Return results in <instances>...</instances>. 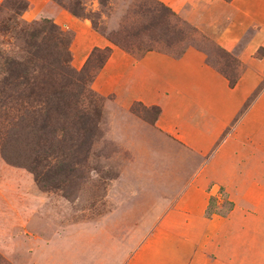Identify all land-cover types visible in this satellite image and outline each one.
<instances>
[{
    "label": "crops",
    "instance_id": "1",
    "mask_svg": "<svg viewBox=\"0 0 264 264\" xmlns=\"http://www.w3.org/2000/svg\"><path fill=\"white\" fill-rule=\"evenodd\" d=\"M159 1L215 35L218 45L247 65L234 87L195 47L178 57L152 50L135 58L57 4L28 0L26 14L47 17L73 31L76 68L93 47H111L94 90L123 111L127 129L162 134L180 149L184 163L189 160L197 168L162 203L165 209L148 227L149 234L142 235V227L120 200L107 224L119 230L117 235L32 237L26 242L30 247L25 248L24 264H264V89L246 104L264 79V56L254 58L264 49V0ZM134 102L160 107L153 124L130 111ZM43 225L46 231L49 224ZM128 227L138 235L121 252L120 244H126L122 231Z\"/></svg>",
    "mask_w": 264,
    "mask_h": 264
},
{
    "label": "trees",
    "instance_id": "2",
    "mask_svg": "<svg viewBox=\"0 0 264 264\" xmlns=\"http://www.w3.org/2000/svg\"><path fill=\"white\" fill-rule=\"evenodd\" d=\"M51 1L73 17L88 21L95 31L135 58L152 50L175 57L184 52L168 50L172 42L167 27L173 18L186 22L159 0ZM28 8V0H3L0 4V143L3 158L27 168L38 184L42 162L65 159L48 171L50 179L71 174L75 171L72 161L86 157L93 142L104 137L106 96L92 84L112 48L93 47L77 69L72 66L73 31L48 18L27 21L23 14ZM104 19L114 20L116 25L107 31L101 25ZM154 43H163L164 48L157 49ZM216 46L221 66L207 56L206 62L234 87L242 63L235 53ZM260 91L256 89L246 104ZM136 105L153 110V117L144 119L151 124L161 112L157 105L134 102L130 107L134 114Z\"/></svg>",
    "mask_w": 264,
    "mask_h": 264
},
{
    "label": "rangeland",
    "instance_id": "3",
    "mask_svg": "<svg viewBox=\"0 0 264 264\" xmlns=\"http://www.w3.org/2000/svg\"><path fill=\"white\" fill-rule=\"evenodd\" d=\"M92 7L97 8L96 1ZM23 18L36 21L47 17L36 18L30 12H24ZM101 25L106 26L108 31L116 22L104 19ZM167 31V37L172 42L168 47L171 52L195 47L205 53L210 62L221 66L223 61L216 46L215 35L174 18L168 23ZM154 44L158 46L157 49L164 48L163 43ZM263 56L262 49L254 54L255 59ZM241 63L242 73L247 65ZM256 70L259 72L261 69L257 67ZM258 88L261 91L264 89V79L254 90ZM134 112L138 119L146 123L148 121L144 119L153 117L152 109L139 105L135 106ZM122 114L123 111L119 112V109L109 106L106 97L104 137L93 142L86 157L72 161L75 171L71 174L61 173L50 179L48 171L65 163V159L49 158L42 162L39 167L43 170L38 175L39 185L31 171L3 158L0 143V264H24L28 259L25 248L30 247L26 244L30 243L32 237L42 235L51 238L62 235L96 239L117 235L119 230L107 228V224L110 221L109 212L120 200L127 207L126 214L135 218L142 227V235L152 231L148 227L165 209L162 203L179 192L184 175L187 177L197 167L189 163V160L184 163L185 157L181 158L180 149L172 146L162 134L140 128L127 129L129 126L122 125ZM160 192L166 194L164 199L160 198ZM152 201L159 207L153 203L150 205ZM227 206L224 202V208ZM43 224H49L46 231ZM124 235L126 244H120L121 252L130 247V237L137 236L138 232L128 227L122 231V239Z\"/></svg>",
    "mask_w": 264,
    "mask_h": 264
}]
</instances>
